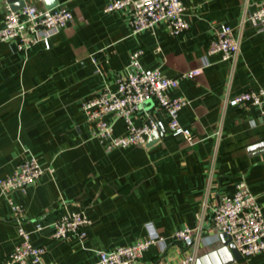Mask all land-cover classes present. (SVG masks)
<instances>
[{
    "label": "crops",
    "instance_id": "obj_1",
    "mask_svg": "<svg viewBox=\"0 0 264 264\" xmlns=\"http://www.w3.org/2000/svg\"><path fill=\"white\" fill-rule=\"evenodd\" d=\"M47 8L45 0H20ZM73 19L50 39L20 50L0 43V177L13 174L34 156L46 170L25 190L8 193L24 207L21 218L35 246L45 248L40 264H94L99 252L128 246L149 235L150 226L167 247L151 246L137 264H173L191 249L172 239L178 229L203 224L195 264H264V252L233 260L219 254L223 241L212 225L215 206L245 180L264 218V114L257 107L226 103L244 91L264 88V29L246 24L235 63L208 47L221 25L237 27L243 14L264 0H183L189 29L170 33L166 23L131 32L127 13L105 12L113 0H55ZM7 0H0V27ZM32 37L22 36L29 45ZM143 49L147 70L160 68L182 79L172 97L188 104L179 115L191 138L167 128L155 143L106 150L94 137L82 104L105 85L116 90L128 71L130 54ZM98 70V71H97ZM151 117L167 126L168 116L149 102L135 117ZM115 134L125 123L115 119ZM52 168L51 172L49 169ZM0 190V264L21 242L20 222ZM66 212H82L91 226L84 239L53 237V223ZM37 225L42 230L36 231Z\"/></svg>",
    "mask_w": 264,
    "mask_h": 264
},
{
    "label": "built area",
    "instance_id": "obj_2",
    "mask_svg": "<svg viewBox=\"0 0 264 264\" xmlns=\"http://www.w3.org/2000/svg\"><path fill=\"white\" fill-rule=\"evenodd\" d=\"M104 11L126 12L133 34L154 30L161 23H166L174 36L189 29L183 0H113L106 5ZM72 19V13L65 8H37L25 4L20 9L13 10L10 4L6 3L4 24L0 27V43L16 41L18 48L24 50L42 42L49 48L50 39L63 30ZM246 24H251L259 30L264 29V4L253 12L246 11L235 28L221 25L209 44L208 55L220 54L222 60L235 63L241 49L240 33ZM24 34L32 37L29 45L21 42ZM143 54V49L130 54L128 71L118 78L116 90L105 85L82 104L87 121L94 125L93 137L108 151L144 145L153 132L165 133L167 128L175 137L191 138V131L179 122L180 112L188 104V99L184 96L172 97L171 92L179 88L182 79H192L200 74L201 70L169 77L160 68L145 69L141 63ZM151 101L155 102L158 112H165L168 116L167 126L162 120L151 117L136 123L135 117ZM226 103L239 108L257 107L264 114V88L244 91L233 99L227 98ZM110 115L124 121V134H115V123L109 119ZM49 170L53 171L52 168ZM45 171L37 158L31 156L23 160L13 174L0 177L1 193L8 196L12 190H25L36 183ZM8 201L20 222L18 236L21 242L1 264H40L46 252L45 248L32 243L31 232L21 223L25 213L24 207L16 204L9 196ZM211 221L218 232L231 237L242 257L248 258L264 252V218L261 206L245 180L237 184L232 195H225L220 199L213 209ZM90 226L91 220L84 213L66 212L53 223V237L58 240L73 237L84 239ZM40 230L42 226L37 225L36 231ZM202 232V223L194 228L185 227L174 232L172 239L191 249V252L173 264H195ZM153 245L163 246V250L167 247L166 238L152 225L145 239L128 246L116 247L111 251H101L94 264H137Z\"/></svg>",
    "mask_w": 264,
    "mask_h": 264
},
{
    "label": "water",
    "instance_id": "obj_3",
    "mask_svg": "<svg viewBox=\"0 0 264 264\" xmlns=\"http://www.w3.org/2000/svg\"><path fill=\"white\" fill-rule=\"evenodd\" d=\"M10 3V6L13 10H18L25 5L24 1L20 0H7ZM47 8H53L57 5L55 0H45ZM164 134L160 131H155L151 134L150 138L148 139V145L155 143L158 141ZM221 238L223 241V249L219 250V254L224 258L225 252L230 251L232 254L233 260H238L242 258V255L236 248L235 244L232 242L231 237L226 234H221Z\"/></svg>",
    "mask_w": 264,
    "mask_h": 264
}]
</instances>
